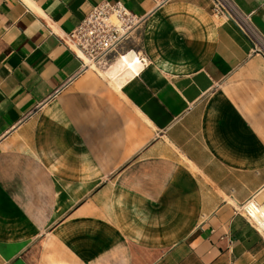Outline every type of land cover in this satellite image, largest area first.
Masks as SVG:
<instances>
[{
  "label": "crops",
  "instance_id": "0c3cea01",
  "mask_svg": "<svg viewBox=\"0 0 264 264\" xmlns=\"http://www.w3.org/2000/svg\"><path fill=\"white\" fill-rule=\"evenodd\" d=\"M102 1L0 0V264H264V58L211 0H108L145 19L118 91L62 41Z\"/></svg>",
  "mask_w": 264,
  "mask_h": 264
},
{
  "label": "built area",
  "instance_id": "2783aa9c",
  "mask_svg": "<svg viewBox=\"0 0 264 264\" xmlns=\"http://www.w3.org/2000/svg\"><path fill=\"white\" fill-rule=\"evenodd\" d=\"M212 13L220 19L233 22L251 43L253 54L264 58V35L254 24L251 14L244 13L235 0H211ZM62 41L81 61L84 70L109 68L119 58L132 52V46L140 37L144 17L130 11L123 2L104 0L95 5ZM140 57V56H139ZM140 59V58H139ZM145 62V59H140ZM260 206L254 199L245 201L238 212L252 226L264 232L245 207Z\"/></svg>",
  "mask_w": 264,
  "mask_h": 264
},
{
  "label": "bare ground",
  "instance_id": "6f19581e",
  "mask_svg": "<svg viewBox=\"0 0 264 264\" xmlns=\"http://www.w3.org/2000/svg\"><path fill=\"white\" fill-rule=\"evenodd\" d=\"M141 61L138 54L135 52H129L123 58H119L113 66L106 68L105 70H97L103 77L116 89L120 90L122 84L136 74L141 68ZM93 70V69H88ZM245 206L251 216L258 222L261 228H264V205L256 206L254 202ZM244 206V205H242ZM241 206V207H242Z\"/></svg>",
  "mask_w": 264,
  "mask_h": 264
}]
</instances>
